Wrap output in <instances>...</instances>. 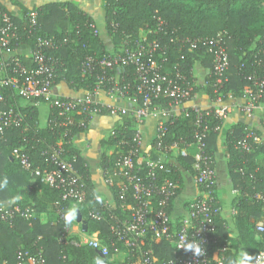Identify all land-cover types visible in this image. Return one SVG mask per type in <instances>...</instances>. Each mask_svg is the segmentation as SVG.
<instances>
[{
    "label": "trees",
    "instance_id": "trees-1",
    "mask_svg": "<svg viewBox=\"0 0 264 264\" xmlns=\"http://www.w3.org/2000/svg\"><path fill=\"white\" fill-rule=\"evenodd\" d=\"M105 29L113 44L133 47L144 31L147 42L158 43L166 50L167 62L163 63L165 70L173 76L176 68L194 84L192 64L202 57V62L208 69L204 94L216 103L219 100L241 101L245 89L253 92L261 89L260 98L255 103L264 102V0H102ZM35 10L38 12L37 25L31 30L26 8L21 9V16L12 15L1 3L0 11L7 12L16 26V36L10 40L9 50H17L22 44L33 48L36 37L50 38L54 45L44 52L47 56L58 58V76L55 84L64 82L69 89L77 91L86 88L87 84L94 86L93 76L85 78L81 74V64L88 58L100 59L104 55H114L109 52L100 39L94 20L82 11L75 2L52 0ZM94 24V28L92 26ZM218 32H225V46L228 54V67L221 83L217 84L213 74L212 54L206 48L189 51L188 39L210 37ZM160 49L153 52L156 60ZM111 53V54H110ZM13 58H17L22 66L35 67L31 55H16L7 57L6 73L19 76L13 72ZM160 61V60H159ZM1 70V69H0ZM101 71L97 66L96 73ZM3 72V71H1ZM132 67L118 70L124 82L129 83V95L140 104L136 93ZM218 95H221L220 98ZM151 108L167 109L174 106L170 99L151 94ZM9 98L7 97V100ZM63 100H65L63 98ZM34 98L25 99L14 93L10 103L23 116L20 127L6 129L0 135V202L11 200L6 208L19 206L22 210L31 209L28 218L16 213L6 221L0 220V264H19L24 261L18 258L21 251L40 252L42 264H99L101 255L89 245L74 246L65 238L66 228L75 224L71 214L77 211L87 222L89 233L98 231L101 242L108 246L109 255H115L112 242L115 238L110 225L115 221V215H121L122 200L119 198L118 187H110L113 204L104 206L95 193L90 179L86 161L71 141L64 144V156L72 163L74 169L82 175L85 183V199L73 206L70 201H62L65 206V219L55 212V204L61 200L62 191L40 183L25 171L20 163L13 158L12 150L20 148L27 157L31 168L49 166V148L61 139L62 129L51 128L49 124L39 126L40 111ZM98 113L107 114L112 108L95 104ZM213 107L204 108L201 114L207 118L205 132V150L214 156L217 140L220 138L226 153L229 155V176L233 189L239 192L234 202L233 216L236 235L229 236L224 218L215 217L212 236L214 242L208 250L212 254L222 253L226 260L236 257L249 258L254 256L262 246L261 234L256 226L262 221L264 205V144L261 142L250 152L239 150L235 143L249 130L258 133L256 129L246 125L234 124L221 128L222 120L213 114ZM48 119L58 112L55 107H48ZM121 120L116 131L104 143L114 146L110 155L101 156L103 171L111 170L115 163L129 149H136L137 155H145L143 147L134 141L137 127L135 119L118 111ZM75 119L80 115H74ZM195 113L190 107L180 106L175 114H171L164 122V133L158 140L152 141L155 147L159 142L163 147L178 145L185 149L184 155L177 154L175 162L161 161L156 167V181L170 180L177 185L176 196L170 203L169 213H174V200L184 186L185 175L194 178V155L197 146L194 138ZM219 128H216L218 127ZM87 127H72V133L85 132ZM156 151V150H155ZM169 154V150H161ZM152 156V155H151ZM140 157V156H139ZM153 158L155 156L153 155ZM34 179V180H33ZM258 196H261L260 199ZM132 192L128 189L126 203L132 204ZM186 204V203H185ZM174 215L177 219L183 211ZM89 210L101 212L100 220L87 217ZM4 212L0 209V213ZM54 213V217L51 214ZM77 239L78 236L71 235ZM116 242V241H115ZM118 249L124 253L121 260L115 264H136L133 256L121 244ZM174 244L167 240L153 244V252L160 259L174 256Z\"/></svg>",
    "mask_w": 264,
    "mask_h": 264
},
{
    "label": "built area",
    "instance_id": "built-area-1",
    "mask_svg": "<svg viewBox=\"0 0 264 264\" xmlns=\"http://www.w3.org/2000/svg\"><path fill=\"white\" fill-rule=\"evenodd\" d=\"M29 26L35 30L37 25L38 12L35 9L27 13ZM94 28V24H92ZM16 36V26L7 12L0 11V53L9 50L10 40ZM225 32H218L210 37H199L188 39V50L194 51L206 48L212 54L213 74L216 83H221V78L228 67L229 59L225 46ZM54 42L50 38L36 37L30 53L35 67L27 68L13 58V72L19 76H10L6 73V60L0 64V135L13 127H20L23 116L10 103L4 107L6 101L14 100V93L22 98H34L38 105L44 102L48 107H55L58 112L46 119L51 128H61L62 136L56 145L49 148V166L42 168H31L27 157L20 148L12 150V156L21 167L36 178L40 183L62 191L61 200L55 204V212L65 219V206L62 201H70L74 206L85 199V183L82 175L78 173L72 163L64 156V144L71 141L73 137L72 127L85 128L93 113H98L92 105L100 104L94 102V97L104 94L108 99H136L129 95V83L119 76L118 70L123 67H132V74L135 83L136 93L141 103L129 114L137 125L149 116H156L160 108H151V94L160 95L171 100L174 106H185L194 96V84L184 75L173 68L175 73L170 76L164 68L167 62L166 50L158 43L147 42L144 34L138 38L133 47L122 46L119 50L112 52L114 55H104L100 59L88 58L81 64V74L85 78L93 76L94 86L87 84L86 88L73 91L77 94L69 96L54 95L55 79L58 76V58L47 56L44 52L52 48ZM160 49L156 60L153 52ZM111 54V53H110ZM97 66L101 71L96 73ZM264 85V80L259 84ZM221 95H218L220 98ZM261 89L253 92L251 88L245 89L244 110L249 114L257 108L256 99L260 98ZM7 97L9 98L7 100ZM63 98L65 100H63ZM110 107V106H107ZM112 108V107H111ZM195 113L194 138L197 146L194 155L193 168L195 169L194 183L196 194L193 199L186 202L180 216L174 220V213H169V206L176 196L177 185L170 180L156 181V167L161 162L158 157L150 155H137L136 149H129L122 153L115 167L103 171V180L110 188L118 187L119 198L122 200L121 215H113L115 221L110 225L115 241L112 242L114 251L117 243L121 244L127 251L136 257V264H264V205L262 207L263 218L256 229L261 234L262 246L252 257H236L226 260L222 253L210 254L209 246L214 242L212 232L214 230L215 217H221V206L216 198V178L214 171L213 156L205 150V132L207 131V118L201 114L204 108L200 106L190 107ZM230 106L227 101L218 99L213 106V114L223 120ZM114 108H112L113 110ZM117 111V110H116ZM122 114H126V108H118ZM163 115V110H160ZM49 113V111H48ZM74 115H80L75 119ZM164 122L159 119L156 126V140L164 133ZM216 128H219L216 127ZM141 132L136 128L134 141L141 146ZM261 142L260 135L249 130L242 138L236 140V147L239 150L250 152ZM171 147V146H170ZM170 147H163L159 142L153 147L156 151L169 150ZM182 148L180 154L184 155ZM140 156V157H139ZM131 189L132 204L126 203V193ZM260 199L261 196H258ZM105 206V205H104ZM108 207V206H106ZM0 220L6 221L16 213L28 218L31 214L30 208L21 209L19 206L2 208ZM87 217L100 220L103 218L101 212L89 210ZM69 229L66 228L65 238L74 246L89 245L99 251L101 260L99 264H115L113 257H108L109 248L99 238L98 231L81 232L80 238H71ZM167 240L174 244V256L167 259H160L153 252V244ZM115 253L114 256H117ZM18 258L26 264H42L43 258L40 252L31 253L21 251Z\"/></svg>",
    "mask_w": 264,
    "mask_h": 264
},
{
    "label": "crops",
    "instance_id": "crops-1",
    "mask_svg": "<svg viewBox=\"0 0 264 264\" xmlns=\"http://www.w3.org/2000/svg\"><path fill=\"white\" fill-rule=\"evenodd\" d=\"M49 1L52 0H0V3L12 15L21 16L22 8L32 10ZM57 1L75 2L82 11H84L87 15L91 16L94 20L99 37L103 41L106 49L109 52H115L122 47H118V45L113 44L107 34V31L105 29L102 0ZM17 53L19 55L28 56L30 53V47L27 44H22L17 50H6L0 53V64L7 57L16 55ZM201 62L202 57L193 61L191 72L194 79L195 87L197 89L196 91H194V96L192 100L185 104L186 107L200 106L201 108H208L211 106L213 107L216 104L212 102L209 97L202 91V88L205 84V76L208 73V69ZM52 92L54 95L62 96L77 94L71 89H69L68 86L62 81L54 86ZM245 101L246 100L243 98L241 101L229 100L227 102L230 108L227 112L226 117L222 120L223 122L219 130L221 131V128L223 127L242 123L246 125L247 128L256 129L258 131V134L260 135L261 143L264 144V102L259 103L257 108L253 109V111L248 114L243 108ZM94 102H101L104 104V106H110L114 109L107 114L93 113L89 119L86 131L73 135L71 143L79 151L80 156L87 163L89 176L94 185L97 197L105 206H111L113 204L112 192L103 180L101 156L103 154H112V152L114 151V146H110L109 144L104 143L103 141H106L116 131L119 124H121V120L118 115V108H126L127 113L125 115H129L133 111V109L137 107V103L132 99L111 100L108 99L102 93L94 97ZM37 106L40 111L39 126H44L46 124V119L48 116V105L44 102H41ZM179 107L180 106H171L170 108L164 110L162 109L164 112L163 115L160 111L161 109H158L156 110L158 112L156 116H149L145 118L141 124L137 125L136 128L141 132V146L143 147L145 155H154L155 158L158 157L160 161L175 162L176 155L180 154L182 147L178 145H172L169 149L170 153L166 154L164 152L155 151L152 146V141L155 139L156 136V126L158 120H168L171 114H175L179 110ZM229 160V155L224 149L222 140L218 138L217 149L213 156L214 171L216 178V198L218 204L221 206V217L224 218L226 221L229 236L234 237L236 235L233 220V216L235 213L234 202L239 197V192L236 189H233L231 185L228 170ZM184 179V186L182 187L180 194L174 200V214L179 213L182 206L189 200L193 199L196 194L194 178L189 175H185ZM11 202V200L0 202V207H7L8 205H10ZM77 212L71 214L72 218L75 219V224L70 227L69 235H76L78 236V238H80L81 232L88 231H83L81 223L76 221ZM51 217H54V213L51 214ZM81 217L84 219L82 215ZM76 225H79V234L74 232L73 230V227H76ZM19 264L26 263L23 262Z\"/></svg>",
    "mask_w": 264,
    "mask_h": 264
},
{
    "label": "rangeland",
    "instance_id": "rangeland-1",
    "mask_svg": "<svg viewBox=\"0 0 264 264\" xmlns=\"http://www.w3.org/2000/svg\"><path fill=\"white\" fill-rule=\"evenodd\" d=\"M140 35H143V31H141L140 32ZM123 46V45H122ZM119 47V46H118ZM121 47V46H120ZM44 109V108H43ZM79 225L77 226L76 225V227H73V230H74V232H76V233H78L79 234ZM230 232H231V230H230ZM75 233V234H76ZM115 247H117V246H115ZM115 253H118V255L117 256H113V260L115 261V262H117L118 260H121L123 257H124V253L123 252H121L119 249L117 250V251H114Z\"/></svg>",
    "mask_w": 264,
    "mask_h": 264
},
{
    "label": "water",
    "instance_id": "water-1",
    "mask_svg": "<svg viewBox=\"0 0 264 264\" xmlns=\"http://www.w3.org/2000/svg\"><path fill=\"white\" fill-rule=\"evenodd\" d=\"M76 221L81 223L83 231H87V222L81 217L80 212H77L76 214Z\"/></svg>",
    "mask_w": 264,
    "mask_h": 264
}]
</instances>
